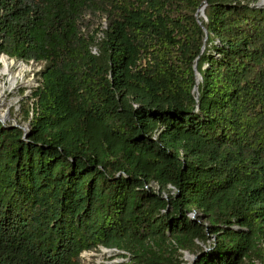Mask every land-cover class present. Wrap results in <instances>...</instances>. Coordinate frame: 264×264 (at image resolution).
I'll return each instance as SVG.
<instances>
[{"label":"trees","instance_id":"trees-1","mask_svg":"<svg viewBox=\"0 0 264 264\" xmlns=\"http://www.w3.org/2000/svg\"><path fill=\"white\" fill-rule=\"evenodd\" d=\"M258 1L0 0V264H264Z\"/></svg>","mask_w":264,"mask_h":264},{"label":"rangeland","instance_id":"rangeland-1","mask_svg":"<svg viewBox=\"0 0 264 264\" xmlns=\"http://www.w3.org/2000/svg\"><path fill=\"white\" fill-rule=\"evenodd\" d=\"M40 69H41V66L36 65L35 62H32L30 65H28V69H26L24 72H20L17 66V63H16L12 67H10L9 71H7L4 74L1 73L0 102H2V105L0 106V112L2 114L3 113L7 114L8 116L7 120L10 119V107L17 104L19 101L20 96H18V93H17L18 89L20 87H25L28 89L27 95H30L32 92V89H34L38 85V81H37L38 76L36 75V72ZM12 77L16 78V82L12 83L11 81ZM29 80L35 81L33 84L34 86L33 85L30 86L26 84L27 81ZM22 83H24V85ZM13 121L15 123L21 122L24 125L28 123V122H25L23 119H21V116L19 114L16 115ZM156 188H158V186H156ZM212 240L213 239L208 240L206 244L202 243L203 247H205L206 250H210V245H211ZM120 253L121 252H112L109 255L108 252H103L100 250V251H91V252H86V253L84 252L82 256L85 259V264H122L123 262L128 261V258L125 259L123 257H120L119 256ZM185 258L188 262L192 261L190 258L186 256ZM196 259L197 257L195 258V260Z\"/></svg>","mask_w":264,"mask_h":264},{"label":"water","instance_id":"water-1","mask_svg":"<svg viewBox=\"0 0 264 264\" xmlns=\"http://www.w3.org/2000/svg\"><path fill=\"white\" fill-rule=\"evenodd\" d=\"M254 6L255 7H258V8H263L264 7V0H259L257 3H255L254 4ZM205 7H206V5L205 6H203L202 8H200L199 10H198V12L196 13V15H198L199 13L201 14V15H203V16H205L206 17V15H205ZM200 22V21H199ZM201 23V22H200ZM2 57H6V58H8L9 59V57L7 56V55H2L1 56V58H0V62H2ZM11 61H13V62H16V60L15 59H10ZM18 63V65L19 64H26L24 61H17ZM1 72H2V69H1ZM197 74H198V72H197ZM195 90H197V86L195 87ZM26 96H27V94H26ZM197 97H198V93H197ZM2 105V102H0V106ZM7 118H8V116H7V114H2L1 112H0V120L2 121V122H6V120H7ZM22 128L24 129V131H25V134H24V138H26L27 136H28V132H29V129H30V126H29V124H26L25 126H22ZM191 216L192 217H195L196 216V213L194 212V213H192L191 214ZM234 228H236V229H239V227H234ZM101 251H103V252H108L109 253V255L112 253V252H121V251H119L118 249H116V248H107V247H101ZM87 251H85V253H86ZM185 256L186 257H188V258H190L192 261L190 262L191 264H194V262H195V258L197 257V255H194V254H191V253H189V252H186L185 253Z\"/></svg>","mask_w":264,"mask_h":264},{"label":"bare ground","instance_id":"bare-ground-1","mask_svg":"<svg viewBox=\"0 0 264 264\" xmlns=\"http://www.w3.org/2000/svg\"><path fill=\"white\" fill-rule=\"evenodd\" d=\"M10 59V58H9ZM9 59H7L6 57H2V64H3V66H2V74H4V73H6L7 71H9L10 70V67H12L13 65H15L16 63H18V62H13V61H11V60H9ZM17 66H18V68H19V70H20V72H24L26 69H28V64H17ZM14 72V71H13ZM12 72V73H13ZM11 74V73H10ZM17 74V73H16ZM18 77V76H17ZM20 78V77H19ZM11 81H12V83L13 82H16V78L15 77H12V79H11ZM34 82L35 81H32V80H29V81H27V85H33L34 84ZM5 84V83H4ZM23 85H24V83H22ZM0 85H1V83H0ZM14 85V84H13ZM34 86V85H33ZM16 87V86H15ZM6 88V87H5ZM9 89V88H8Z\"/></svg>","mask_w":264,"mask_h":264}]
</instances>
